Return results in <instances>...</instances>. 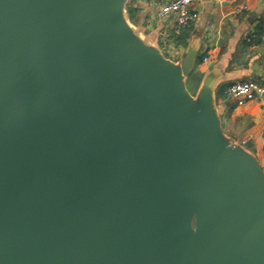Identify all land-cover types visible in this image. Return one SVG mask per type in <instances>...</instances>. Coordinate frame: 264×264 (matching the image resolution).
Here are the masks:
<instances>
[{
  "label": "water",
  "instance_id": "obj_1",
  "mask_svg": "<svg viewBox=\"0 0 264 264\" xmlns=\"http://www.w3.org/2000/svg\"><path fill=\"white\" fill-rule=\"evenodd\" d=\"M127 1L0 0V264H264L263 171Z\"/></svg>",
  "mask_w": 264,
  "mask_h": 264
},
{
  "label": "crops",
  "instance_id": "obj_2",
  "mask_svg": "<svg viewBox=\"0 0 264 264\" xmlns=\"http://www.w3.org/2000/svg\"><path fill=\"white\" fill-rule=\"evenodd\" d=\"M169 1L128 0L125 11L130 25L176 66L183 64L189 52H195L193 68L185 75L187 90L189 76L199 77L193 93L189 91L192 96L210 79L213 108L223 136L250 154L264 173V97L237 106L225 100L224 94L216 95L236 83H264V40H254L264 34V0H195L192 8L199 18L185 31L182 41L174 32L172 17L159 20L156 16L158 8ZM128 6L136 11L133 21ZM243 6L247 10H241ZM200 56L203 59L198 63Z\"/></svg>",
  "mask_w": 264,
  "mask_h": 264
},
{
  "label": "built area",
  "instance_id": "obj_3",
  "mask_svg": "<svg viewBox=\"0 0 264 264\" xmlns=\"http://www.w3.org/2000/svg\"><path fill=\"white\" fill-rule=\"evenodd\" d=\"M194 3L195 0H171L158 8L156 16L159 20L172 17L174 20V32L178 35L182 30L197 22L199 14L192 8ZM241 10H247V7L243 6ZM262 39L264 40V34ZM207 60V58L204 59V61ZM262 97H264V83L256 81L236 83L224 91V99L234 101L237 106H243L249 101ZM245 143L243 141L242 145Z\"/></svg>",
  "mask_w": 264,
  "mask_h": 264
},
{
  "label": "trees",
  "instance_id": "obj_4",
  "mask_svg": "<svg viewBox=\"0 0 264 264\" xmlns=\"http://www.w3.org/2000/svg\"><path fill=\"white\" fill-rule=\"evenodd\" d=\"M127 11H128V14H129V18H130V20L131 21H133V19H134V15H135V10L134 9H132V8H130V6H128L127 7ZM191 27V26H190ZM189 27V28H190ZM189 28H187V29H184V30H182L181 32H180V34H178V36L179 37H177L180 41H182V40H184V38H185V35H186V32L185 31H187ZM183 33V34H182ZM261 34L262 33H259L255 38H254V40L258 43V42H260L261 41ZM181 35V36H180ZM263 35V34H262ZM202 59H203V56H200L199 58H198V63H200V62H202ZM199 81V77L198 76H189L188 77V79H187V87H188V89H189V91H191V93H193V89L195 88V85L197 84V82ZM227 88H225V89H223V90H219V92H217V97L218 96H222L223 94H224V91L226 90Z\"/></svg>",
  "mask_w": 264,
  "mask_h": 264
}]
</instances>
